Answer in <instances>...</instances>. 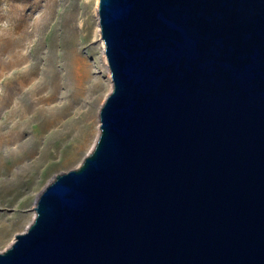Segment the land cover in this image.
<instances>
[{
	"label": "water",
	"instance_id": "obj_1",
	"mask_svg": "<svg viewBox=\"0 0 264 264\" xmlns=\"http://www.w3.org/2000/svg\"><path fill=\"white\" fill-rule=\"evenodd\" d=\"M98 16L99 135L0 264H264V0H99Z\"/></svg>",
	"mask_w": 264,
	"mask_h": 264
},
{
	"label": "rangeland",
	"instance_id": "obj_2",
	"mask_svg": "<svg viewBox=\"0 0 264 264\" xmlns=\"http://www.w3.org/2000/svg\"><path fill=\"white\" fill-rule=\"evenodd\" d=\"M98 6L0 0V253L33 222L47 185L78 168L99 135L112 80ZM51 95L53 102L38 103ZM55 146L58 155L45 160Z\"/></svg>",
	"mask_w": 264,
	"mask_h": 264
},
{
	"label": "bare ground",
	"instance_id": "obj_3",
	"mask_svg": "<svg viewBox=\"0 0 264 264\" xmlns=\"http://www.w3.org/2000/svg\"><path fill=\"white\" fill-rule=\"evenodd\" d=\"M99 28V31H100V26L98 27ZM100 35H101V33H100ZM101 45H102V49H103V52H104V55H105V45H104V42H103V40H102V38H101ZM54 87V86H53ZM57 87V86H56ZM51 90V89H50ZM49 90V91H50ZM38 91V90H37ZM67 95V94H66ZM69 95V94H68ZM48 96V95H47ZM70 97H71V95H69ZM72 99H71V102L70 103H72V101H74L73 100V98L74 97H71ZM75 99H76V96H75ZM55 100V95H51L50 97H40V98H38V103H40V102H44V101H46V102H53ZM36 101V100H35ZM74 103V102H73ZM3 126V125H2ZM58 153V148H57V146H55V148H54V152H52V153H49V154H45L44 155V157H45V160H47V158H48V161L49 160H52V159H54L55 157H56V154ZM58 155V154H57ZM25 157L26 156H23L22 158H18V159H16L15 160V162L14 163H16V164H21L23 161H24V159H25ZM11 165V164H10ZM41 171V170H40ZM35 173V172H34ZM44 173V171L42 172V174ZM41 174V173H40ZM42 176V175H41Z\"/></svg>",
	"mask_w": 264,
	"mask_h": 264
}]
</instances>
